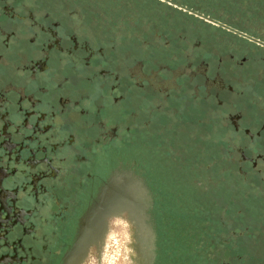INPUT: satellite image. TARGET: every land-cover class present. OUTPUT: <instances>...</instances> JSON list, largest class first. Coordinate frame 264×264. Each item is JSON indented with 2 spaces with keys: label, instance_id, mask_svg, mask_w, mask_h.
<instances>
[{
  "label": "flooded vegetation",
  "instance_id": "1",
  "mask_svg": "<svg viewBox=\"0 0 264 264\" xmlns=\"http://www.w3.org/2000/svg\"><path fill=\"white\" fill-rule=\"evenodd\" d=\"M184 15L196 30L223 33ZM120 29L70 3L0 0V264H102L110 216L127 201L151 218L136 234L153 264H264V45L243 38L242 53L200 50L179 36L160 52L136 41L141 49L131 50L119 45ZM218 131L211 173L223 168L209 185L231 176L248 191L233 185L224 198L193 202L173 194L166 208V178L151 157L178 170L174 184L200 185L201 145ZM132 136L129 177L115 149ZM192 214L197 243L181 228L189 252L175 253L159 218Z\"/></svg>",
  "mask_w": 264,
  "mask_h": 264
},
{
  "label": "rangeland",
  "instance_id": "2",
  "mask_svg": "<svg viewBox=\"0 0 264 264\" xmlns=\"http://www.w3.org/2000/svg\"><path fill=\"white\" fill-rule=\"evenodd\" d=\"M25 2L41 1L47 6L54 7L59 2L70 3L83 9L85 19L95 18L97 22L114 23L120 29L119 45L126 49H141L137 45L143 46L144 42L153 43V47L149 48L160 52L161 47L164 48L166 41L174 42L179 36H185L189 41L200 42V50L221 49V50H233L237 53L246 50L244 43L240 40L243 38L250 39L251 44L258 43L264 45V12L261 14L263 18L255 17L256 19L236 20V18L226 17L220 8L218 10H212V12L206 11L204 8L194 6L193 9L187 10V8L179 7L167 3L166 5L142 3V0H24ZM254 4L257 0H253ZM171 7V8H168ZM191 18L199 17L206 20L208 23L213 24L216 27L223 28V33L208 29V32L204 30L195 29L193 25L188 26L187 21L184 20V13ZM190 14H189V13ZM254 14V13H252ZM197 16V17H196ZM252 16V15H251ZM87 22V20H86ZM190 24V23H188ZM233 26V27H232ZM236 27V28H235ZM117 32V31H116ZM216 33V34H215ZM241 38V39H240ZM137 43H136V42ZM244 41H246L244 39ZM156 44V45H155ZM203 44V45H202ZM170 45V44H169ZM168 47V46H166ZM175 47H169L165 50H175ZM164 53H153L156 57H162ZM254 67L260 66V64L253 63ZM252 76V73L249 75ZM252 82V80H247ZM261 82H264L261 81ZM220 132H216L212 137H206V141L202 143V154L206 155V174L204 180H201L200 185H192L186 183L185 185L174 184V177L178 175V170L174 169V173L170 175L166 166L159 158L160 155L154 153L149 162L154 165V171L160 178H166L163 185H159V189L162 191L161 199L164 201L166 208L170 206L173 194L181 193L192 202L194 200H209L213 198H224L226 194L230 193L227 188L233 186L235 191L243 190L248 191V187L240 182H234L231 176L224 178L225 184H217L216 186H210L212 184L209 180L219 178L218 173L222 171L223 166H220L216 171L215 177L211 173L212 168L215 167V142ZM216 136V137H215ZM185 138V137H182ZM219 138V137H218ZM132 140L121 143L116 147L117 154H122L126 158V172L129 177H134L136 167L135 159L137 154V146L135 143V137H131ZM191 153L195 154L194 144L191 142ZM219 155L225 156V150H219ZM166 161V160H164ZM166 163V162H164ZM214 163V164H213ZM193 171L191 169V177ZM188 177V176H187ZM228 181V184H226ZM234 182V183H233ZM205 184V185H204ZM173 188L175 190H173ZM230 189V188H229ZM133 188L128 185L126 194L128 197L133 196ZM211 212H218L217 207L209 208ZM136 214L134 206L127 201V209L125 213H120L115 216H110V223L105 235L104 245L102 249V264H153L151 262V253L148 246H141L138 241H142L137 238L136 229L138 225L149 224L151 218H139ZM161 224L162 221H167L165 228L162 230L161 235L165 237V243L169 246H175V253L188 254V250L181 246L179 241L178 232L181 228H185V231L190 232L191 243H197L199 233L198 227L201 224V219L197 214H192L189 217H180L173 215L167 218H159ZM145 241V240H144ZM148 241V239H146ZM172 264H179L174 262ZM188 264H198L192 259Z\"/></svg>",
  "mask_w": 264,
  "mask_h": 264
},
{
  "label": "trees",
  "instance_id": "3",
  "mask_svg": "<svg viewBox=\"0 0 264 264\" xmlns=\"http://www.w3.org/2000/svg\"><path fill=\"white\" fill-rule=\"evenodd\" d=\"M257 1L258 2L254 4L253 0H142V3H149L152 5L156 3L160 5L171 3L172 5L187 8V10L193 9L194 6H198L209 12L220 8L224 14L226 13V17L230 16L229 18H236V20H252L255 22L253 19H256L255 17L263 18L261 14L264 12V0Z\"/></svg>",
  "mask_w": 264,
  "mask_h": 264
}]
</instances>
